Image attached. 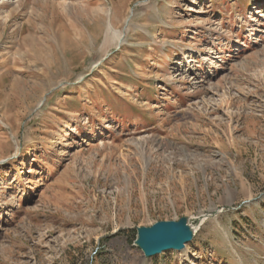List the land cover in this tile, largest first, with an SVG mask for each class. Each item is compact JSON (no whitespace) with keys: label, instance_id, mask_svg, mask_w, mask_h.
I'll return each mask as SVG.
<instances>
[{"label":"rangeland","instance_id":"374dc122","mask_svg":"<svg viewBox=\"0 0 264 264\" xmlns=\"http://www.w3.org/2000/svg\"><path fill=\"white\" fill-rule=\"evenodd\" d=\"M0 264H264V0H0Z\"/></svg>","mask_w":264,"mask_h":264},{"label":"water","instance_id":"95a60500","mask_svg":"<svg viewBox=\"0 0 264 264\" xmlns=\"http://www.w3.org/2000/svg\"><path fill=\"white\" fill-rule=\"evenodd\" d=\"M134 245L145 257H153L168 250L182 251L196 235L190 217L157 221L150 226L137 227Z\"/></svg>","mask_w":264,"mask_h":264},{"label":"bare ground","instance_id":"6f19581e","mask_svg":"<svg viewBox=\"0 0 264 264\" xmlns=\"http://www.w3.org/2000/svg\"><path fill=\"white\" fill-rule=\"evenodd\" d=\"M8 1H9V0H7V2H8ZM204 218H205V217H204ZM204 218H203V219H201V223H203V222L205 221V219H204ZM196 227H197V226H195V227H194V230H195V231L197 230V228H196Z\"/></svg>","mask_w":264,"mask_h":264}]
</instances>
